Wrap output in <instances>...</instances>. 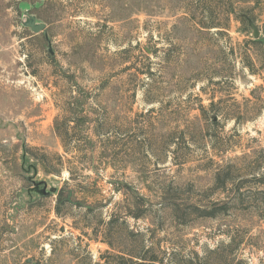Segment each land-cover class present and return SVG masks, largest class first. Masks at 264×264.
I'll list each match as a JSON object with an SVG mask.
<instances>
[{"label": "rangeland", "instance_id": "rangeland-1", "mask_svg": "<svg viewBox=\"0 0 264 264\" xmlns=\"http://www.w3.org/2000/svg\"><path fill=\"white\" fill-rule=\"evenodd\" d=\"M130 255L264 264V0H0V264Z\"/></svg>", "mask_w": 264, "mask_h": 264}, {"label": "trees", "instance_id": "trees-1", "mask_svg": "<svg viewBox=\"0 0 264 264\" xmlns=\"http://www.w3.org/2000/svg\"><path fill=\"white\" fill-rule=\"evenodd\" d=\"M238 20H240L241 22H248V20H252L253 17L251 16H246L244 17L243 15L236 17ZM215 27H222V24L218 23V21H215L214 17H209L208 18V28H215ZM257 40V39H255ZM254 40V41H255ZM248 68L249 71L253 74V70L251 69V66L248 63ZM215 105L214 102H211L209 104V108H208V121L212 124V125H217L218 123H220L221 119H232L234 122H237V120H239L241 117L242 113L239 112H232L230 110H222V111H218L213 109V106ZM70 119H64L63 120V129L62 131L59 132L60 134V138H61V142H62V146L64 148L65 152H70L71 150L74 151H78L79 149V144H70L67 143L66 141V137L68 135V129H72L75 130L77 126L73 125L71 126L69 124ZM59 126H58V130H59ZM58 160H59V164L62 165V159L61 156H58ZM63 190L61 189L59 191V196H58V204L56 205V213H60V208L59 205L64 203L67 198H64L62 195ZM216 203V202H215ZM212 209H210L208 211V216H214L216 215V211L218 210H224L226 208V203H222V204H213ZM224 208V209H223ZM136 217H138V215H136ZM121 258H124V256H120L117 261L116 264H166L164 263L162 258H159L157 255H151L150 257H145L142 255H130L129 259H127V262H121ZM171 264V263H170Z\"/></svg>", "mask_w": 264, "mask_h": 264}, {"label": "water", "instance_id": "water-1", "mask_svg": "<svg viewBox=\"0 0 264 264\" xmlns=\"http://www.w3.org/2000/svg\"><path fill=\"white\" fill-rule=\"evenodd\" d=\"M257 34H258L257 31H254V32H253L254 37H256Z\"/></svg>", "mask_w": 264, "mask_h": 264}]
</instances>
